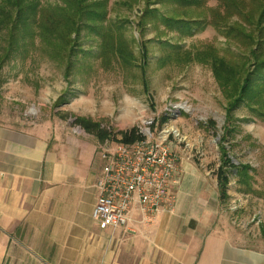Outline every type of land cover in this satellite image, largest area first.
<instances>
[{
    "label": "rangeland",
    "instance_id": "obj_1",
    "mask_svg": "<svg viewBox=\"0 0 264 264\" xmlns=\"http://www.w3.org/2000/svg\"><path fill=\"white\" fill-rule=\"evenodd\" d=\"M223 1L84 0L87 8L99 3L104 18L85 20L57 48L43 42L39 16L28 31L0 25V124L74 127L85 118L115 134L137 127L164 139L180 180L199 173L213 185L222 168L228 172L224 213L249 246L264 247V100L230 111L233 99L215 71L218 65L227 75L228 68L242 85L264 60V31ZM62 6L39 0L38 15ZM228 159L237 169L226 168Z\"/></svg>",
    "mask_w": 264,
    "mask_h": 264
},
{
    "label": "crops",
    "instance_id": "obj_2",
    "mask_svg": "<svg viewBox=\"0 0 264 264\" xmlns=\"http://www.w3.org/2000/svg\"><path fill=\"white\" fill-rule=\"evenodd\" d=\"M0 124V264H264L224 213L218 182L184 175L153 223L93 219L98 138L62 121Z\"/></svg>",
    "mask_w": 264,
    "mask_h": 264
},
{
    "label": "built area",
    "instance_id": "obj_3",
    "mask_svg": "<svg viewBox=\"0 0 264 264\" xmlns=\"http://www.w3.org/2000/svg\"><path fill=\"white\" fill-rule=\"evenodd\" d=\"M101 158L104 166L93 219L102 230L132 229L137 216L141 225L151 224L172 207L181 170L174 147L166 140L105 145Z\"/></svg>",
    "mask_w": 264,
    "mask_h": 264
},
{
    "label": "trees",
    "instance_id": "obj_4",
    "mask_svg": "<svg viewBox=\"0 0 264 264\" xmlns=\"http://www.w3.org/2000/svg\"><path fill=\"white\" fill-rule=\"evenodd\" d=\"M83 1L64 0L65 7H58L55 12H50L47 16L45 11L41 15H38L39 0H2L0 5V25H12L15 27L16 24H19L21 31H28L39 16V22L38 20L37 22L43 42L52 48L68 46L72 42L71 36L79 32L81 24L85 20L102 21L105 16V14L102 15L99 12L101 9L99 3H95L93 7L90 6L87 8L83 4ZM254 1L256 4L254 7L246 6L245 0H224L223 2L228 12L229 10L235 11L237 16L242 19V22L250 27H263L264 31V0ZM15 13L17 14L18 20H14ZM238 27L243 35L248 36L243 31L245 28L242 26ZM235 32L238 33V31ZM215 71L225 92L233 99L230 104V111L235 110L245 101L251 102L255 98L264 100V75L259 76L260 73L264 72V60L256 65L255 71L246 76L242 85L241 82L238 83V80H230L231 71H228V68L226 70L227 75L223 74L222 68L218 65L215 66ZM256 75L259 77L255 80L254 76ZM75 125L80 126L85 132L96 136L101 143L113 141L131 145L146 139L137 127L115 134L111 129L103 127L100 123L90 119L78 118L75 121ZM225 165L226 168L237 169L229 159L225 162ZM227 173L222 168L218 174V187L222 199L227 196V186L229 184Z\"/></svg>",
    "mask_w": 264,
    "mask_h": 264
}]
</instances>
